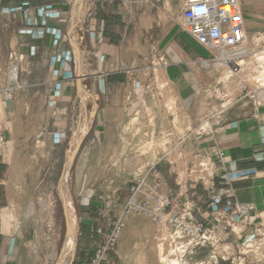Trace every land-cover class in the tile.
Returning <instances> with one entry per match:
<instances>
[{
  "label": "crops",
  "instance_id": "0c3cea01",
  "mask_svg": "<svg viewBox=\"0 0 264 264\" xmlns=\"http://www.w3.org/2000/svg\"><path fill=\"white\" fill-rule=\"evenodd\" d=\"M168 1L165 12L148 13L138 29L121 13L120 0H91L73 42L69 28L74 0H1L0 25L8 21L10 27L1 30L5 41L2 56L7 58L9 45L21 76L11 100L5 99L0 88V264H49L52 259L53 248L40 239L43 224L38 218L54 212L53 194L56 190L58 197V181L81 118L72 45L95 52L97 73L84 81L86 90L97 97L89 141L97 151L92 157V146L80 152L70 167L66 186L78 217L72 264H89L102 225L100 213L108 211L103 202L115 200L120 185L128 195L134 176L149 165L142 155L132 159L135 138L144 135L134 138L120 120L124 85L133 79L144 80L154 70L162 72L175 110L187 115L191 132L187 137L194 138L196 145L223 152L222 168L232 178V199L248 206V216L243 222H234L239 226L237 232L223 230L215 225L217 216L208 207L212 194L202 185L193 188L188 182L187 195L182 194L183 188L172 195L180 207L191 200L197 202L199 211L193 215L223 238L225 250L218 253L225 257L218 264H240V260L264 264V243H259L263 260H258L253 250H245L250 238L264 233V86L250 99L254 82L239 77V87L226 93L219 84L220 75L215 78L217 62L202 67L197 60L209 58L208 51L179 26L184 0ZM46 4L51 7L43 10ZM10 9L18 11L15 22H9L4 13ZM157 56L166 61L164 68L155 67ZM8 69L7 65L0 86ZM216 92L223 93L225 103H217ZM203 122L206 137L197 142V128ZM155 127L159 128L158 122ZM218 170L212 166L208 176L217 185ZM108 185L114 187L106 192L102 187ZM219 205H224L223 200ZM210 253L209 247L200 249L193 259L201 260ZM120 261L117 252L110 251L105 264Z\"/></svg>",
  "mask_w": 264,
  "mask_h": 264
},
{
  "label": "built area",
  "instance_id": "2783aa9c",
  "mask_svg": "<svg viewBox=\"0 0 264 264\" xmlns=\"http://www.w3.org/2000/svg\"><path fill=\"white\" fill-rule=\"evenodd\" d=\"M134 2L120 0V11L125 17L128 15L126 10H132ZM244 5L241 0H184L179 14V26L208 51L209 58L197 60L202 67H208L209 63L214 61L225 66L232 74H239L242 71V59L247 56L244 53L250 40L246 25L248 16L243 13ZM137 6L136 3L135 7L137 8ZM50 7V4H46L43 10ZM2 13L0 0V14ZM4 13L9 16V22L17 20L18 11L16 9H10ZM87 14L88 7L86 16ZM73 20L71 13L69 32L72 30ZM0 26L2 31H7L10 28L8 21ZM8 49L9 71L0 88L4 91L5 99L11 100L12 89L14 86H18L21 71L16 64L17 58L9 45ZM78 50L82 84L80 93L81 90L86 93L87 109L91 110L94 116L97 97L86 90L84 81L93 79L97 74L94 71L96 54L93 50L81 46H78ZM166 65L163 57L157 56L155 67L164 68ZM257 68L260 73H263L264 63L262 62L261 65L257 63ZM260 86H264V84H253L248 93L250 99L255 98V90ZM171 99L162 72L154 70L144 80H130L123 87L122 119L120 121L132 131L134 138L141 133L147 136L149 129L157 122L161 128L162 116L165 112H161V110L162 108L166 109L165 105L171 102ZM166 114L173 117V113L166 112ZM135 126L140 127V133L134 129ZM199 130L201 132L197 134L205 133V124L200 126ZM90 145L93 146L91 142ZM194 150H197V146ZM197 152L203 158V161L197 164L200 167L199 174L188 179V181L193 188L200 184L212 194L208 207L217 216L215 225L223 226V230L228 229V231L235 232L232 224L243 222L247 218L248 206L232 199V178L222 168L223 152L215 147L209 149L208 146ZM215 165L219 169L217 175L219 185L215 183L213 178L208 177L212 174V166ZM195 166L196 164H192L191 172ZM182 178L183 173L176 174V180H182ZM182 194H188L186 186L183 188ZM222 200L223 206L219 205ZM193 211H199L197 202L191 200L180 207L176 196L172 195L161 173L153 165H148L134 176L119 213L112 212L115 219L113 221L108 220L98 228V241L89 264H105L107 253L116 246L125 228V219L130 216H139L154 223L166 225L169 249L161 259L162 264H218L219 259H223L225 256L218 253V249L215 247L217 234L212 227H208L199 221L193 215ZM106 212L103 211L100 214L104 215ZM208 247L211 249L210 254L201 260L193 259L198 250ZM221 250L224 251L225 249Z\"/></svg>",
  "mask_w": 264,
  "mask_h": 264
},
{
  "label": "rangeland",
  "instance_id": "374dc122",
  "mask_svg": "<svg viewBox=\"0 0 264 264\" xmlns=\"http://www.w3.org/2000/svg\"><path fill=\"white\" fill-rule=\"evenodd\" d=\"M91 1V0H90ZM88 2L87 7L90 4ZM130 1H138L146 3L144 7L142 5L136 6L133 4L132 10L128 11V15L126 20H129L130 25L132 27H137L141 29V23L146 22L148 18V13L154 14L155 12L162 11L165 12L168 6V0H130ZM245 5L243 7V13L248 15L246 25L249 31V43L246 46V51L255 50L260 51L264 49V0H249L251 3H246L244 0H241ZM165 3V4H164ZM131 10V11H130ZM252 13L255 14V17L252 19ZM134 19H132V18ZM258 25L260 27H258ZM260 28V29H259ZM1 26H0V81L2 79V75L6 71V67L8 65L7 58L2 56V51L5 48V41L1 36ZM251 54H247L242 60V71L239 74H232L229 70L220 63H217L219 66L218 74L215 76L216 79L219 78L220 74H227L228 78L219 81L220 85H224L226 88V93L230 92V90L238 88L239 77L240 80H245L249 82H254L258 85L264 84V72L260 73L257 68V63L251 60L249 56ZM249 56V57H248ZM250 60V62H249ZM252 68V69H251ZM247 69V70H246ZM246 70V71H245ZM245 71V72H244ZM249 72V74H248ZM217 103H225L226 100H222L223 93L216 92ZM166 109L162 108L161 112L163 114V124L161 128H153L152 126L149 129V133L147 136L136 137L138 138L134 141V146L132 154L135 156L132 158L133 160L140 159L141 155L147 157L149 162V166H154L162 175L163 180L166 182L167 187L171 190V193L177 194L180 191V187L188 188V179L193 178V176L199 174L200 167L197 165L199 162L203 161L202 156L197 152L205 146H200L199 144L194 143V138L189 139L187 136L191 132L188 131V123H187V115L183 112V110H175V104L172 102H168L165 105ZM90 108V106H89ZM168 110V111H166ZM166 112L173 113L172 116H167ZM177 121V122H176ZM175 123V124H174ZM205 122L198 126V132L200 126H203ZM144 126V123H142ZM142 126V125H140ZM92 124L90 126V130L86 137L84 138L80 149L74 159V161L79 157L80 152L84 150L87 152V148L91 146L89 141H91V132H92ZM134 129L140 133L141 129L138 126H135ZM76 130V129H75ZM74 130V131H75ZM206 132V130L204 131ZM197 142H200L204 139L205 133L196 135ZM165 142V143H164ZM197 146V150L194 148ZM86 148V149H85ZM71 149V144L70 148ZM97 151L93 146L89 150V156H93V154ZM202 153V152H201ZM74 163V162H73ZM92 164V163H91ZM192 164H196V166L192 169ZM88 170V169H87ZM86 170V171H87ZM91 174L94 172L92 169V165L88 170ZM60 172V168L55 171V179L57 178ZM70 173V170L69 172ZM104 173V172H103ZM183 173L182 180H176V174ZM69 176V175H68ZM179 182V184H177ZM108 187V189H106ZM114 186L108 185L103 186L102 189L108 192L110 189H113ZM123 185L118 187V191H116L115 200L105 201L103 203L108 204V211L106 214L101 215V224L106 223L108 220L113 221L115 217L112 212L119 211L122 205L124 198L127 195V192L123 189ZM117 188V186H116ZM54 197V212L51 215H43L40 216L39 221L43 224L42 230L39 233L40 239L43 241L46 246L49 248H53L52 259L49 264H55L59 259L63 248V242L66 233V222L63 215L62 206L57 197L56 190L53 194ZM72 205L75 213V221H76V245L78 244V217L75 210V205L72 201ZM105 205V204H104ZM103 205V206H104ZM102 209L105 207H101ZM110 208L114 211H110ZM129 220L128 226L125 225L120 238L114 249L112 251H116L117 254L121 257V264H162V257L168 252V239H167V230L166 225L164 223H152L150 220L139 216H130L125 219ZM234 225V226H233ZM233 228L236 227V230H239V226L232 224ZM236 232V231H235ZM217 243L215 247L218 250L224 249L226 245H224V240L222 237L217 235L216 237ZM251 241L245 244V250H253L258 260L262 259L261 250L259 247V243H264V233L260 232V235L250 238ZM260 241V242H259ZM258 242V244H257ZM91 244V243H90ZM94 247V244L92 245ZM77 249V246H76ZM51 250V249H50ZM240 264H243V260H240Z\"/></svg>",
  "mask_w": 264,
  "mask_h": 264
},
{
  "label": "bare ground",
  "instance_id": "6f19581e",
  "mask_svg": "<svg viewBox=\"0 0 264 264\" xmlns=\"http://www.w3.org/2000/svg\"><path fill=\"white\" fill-rule=\"evenodd\" d=\"M88 2H89V0H77V3H74V7L72 10V15L74 18L72 29L75 26H77L82 21L83 17L86 15ZM72 41L73 42L75 41V36L72 37ZM244 54H246V55L251 54V55H249L251 57V60L255 61L256 63H259L260 65L262 62L264 63V49L260 50V51L252 50L250 52H245ZM249 62H250V60H249ZM248 74H249V72H248ZM226 78H228V75L226 73L220 74V78L218 81H222ZM80 94H81V98H82L83 102L87 105L86 93L81 90ZM80 114H81V118H80L77 129L73 133V136L71 139V149L68 151L67 159L71 157V155L73 153V149L77 145V143H78V141L82 135V131L85 130V132H86L87 128L90 129V126H91V122L93 119V112L88 109L87 116H86V111H85L84 107L82 105H80ZM68 172H69V169L64 172V175L62 178V183H63V188H64V191L66 194V198H67L66 206H67V211H68V216H69V219H68L69 232H68V236L66 237V239L63 242V248H62L61 254L59 256V259L57 260V262L55 264H69L71 262L73 247H74V243L76 241V235H75L76 233L75 232H76L77 227H76V221H75V213H74V208L72 205V200H71L70 195L66 189L67 180L69 181V179H68L69 173ZM68 187H69V185H68ZM233 230L237 232L236 227H234Z\"/></svg>",
  "mask_w": 264,
  "mask_h": 264
},
{
  "label": "water",
  "instance_id": "95a60500",
  "mask_svg": "<svg viewBox=\"0 0 264 264\" xmlns=\"http://www.w3.org/2000/svg\"><path fill=\"white\" fill-rule=\"evenodd\" d=\"M74 3H77V0H74ZM85 17H86V15L83 17L82 21L69 32V38L70 39H72V37L76 36L78 30L83 25V22L85 20ZM72 52H73L74 57H75V60H76V83H77L78 92H79L78 96H79L81 105L84 107V109L86 111V116H87V112H88L87 105L83 102V100L81 98V94H80V89H81V85H82L81 84V76H80V56H79V50H78V48L75 45H72ZM89 130L90 129L87 128L86 132H85V130L82 131V135H81V137H80L77 145L74 147L73 153H72L71 157L68 158L65 161L64 165H63L62 172H61V176H60V179H59L58 185H57V193H58V197H59V200H60V204L62 206L63 215H64L65 222H66V233H65L64 240L68 236V232H69V227H68V219H69V216H68V211H67V206H66V204H67V198H66V194H65V191H64V188H63L62 178H63L64 172L66 170H68V169L70 170V167L72 166V164L74 162V159H75V157H76V155H77V153H78V151L80 149V146H81L84 138L88 134ZM76 246L77 245H76V241H75L74 247H73V252H72L71 262L69 264H72V260H73V258L75 256V252H76Z\"/></svg>",
  "mask_w": 264,
  "mask_h": 264
}]
</instances>
